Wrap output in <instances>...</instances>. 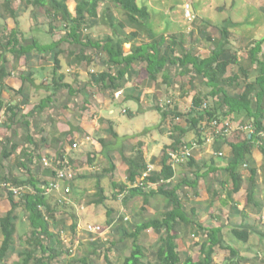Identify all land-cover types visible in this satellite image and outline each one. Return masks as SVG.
<instances>
[{"label": "crops", "instance_id": "crops-1", "mask_svg": "<svg viewBox=\"0 0 264 264\" xmlns=\"http://www.w3.org/2000/svg\"><path fill=\"white\" fill-rule=\"evenodd\" d=\"M185 3L191 5L195 15V20L190 23L182 20ZM143 6H147L150 12L151 37L141 34L124 46L125 53L129 54L134 45L151 44L153 38H164L166 46L171 41L176 42L173 55L178 59L187 54L206 59L224 43L220 59L229 62L224 83L217 87L208 85V79L198 76L192 66L182 68L178 64L167 68L159 79L152 80L147 64L136 62L124 77L116 81L115 84L121 88L109 89L107 84L98 83L96 75L106 71L107 67L100 68L95 62L88 64L83 59L87 53L71 51L66 58H61L62 53L57 74L54 61L39 68L37 63L49 55L46 53L31 55L35 60L31 74L36 75V69L37 75L47 71L52 74L51 80L40 83L32 76L34 85L26 89L25 97L14 101L11 97L5 101V93L10 97L8 88L19 90L23 86L21 77H14L17 71L21 70L23 75L27 69L28 61L21 60L12 77L7 79L8 91L2 95L5 107L0 120V219L11 209L9 191L4 183L14 185V181H25L31 177V171L35 180L43 182V185L50 184L57 178L52 173L63 170L67 179L61 182L62 191L47 194L52 208L56 209V218L61 221L58 228L64 245L74 240L75 246L79 244L89 254L101 243L103 250L106 241L110 240L112 246L116 242L122 243L121 238L127 235L131 224L142 222L152 213L161 217L169 209V201L162 196H154L145 204L143 197H131L128 191L115 199L117 189L122 185L136 187L151 166L155 167L152 175H159L165 152L175 142L173 135L182 137V144L198 140L190 128V121H187L189 116H186L193 108L195 97H201L214 106L218 115H225L230 111L223 102L225 93L230 97L246 95L251 103L239 106V112L228 116L233 122L244 125L254 122L250 115L260 105L264 108V98L262 101L258 97L263 90L258 81L264 77V43L258 47V43L264 40V0H177L174 5L163 2L157 6L150 3ZM224 35L228 37L225 41ZM166 46L162 51L170 53ZM95 59L101 63V58ZM24 64L26 66L23 67ZM88 65H93V73L91 69V73L87 70ZM186 69L189 73L184 74ZM111 71L115 76L118 68ZM165 76H169L168 79ZM59 77H63L62 81ZM57 83L69 88L53 92ZM219 90L223 92L218 96L211 95ZM48 98L51 99L46 102V107L36 110ZM168 99L174 101L171 110L177 109L186 116L180 124L175 123L173 115L164 117V111L158 109V102ZM13 105L18 106L14 111L17 118L8 111V107ZM177 126L187 129L186 134L175 132ZM248 136L252 139L251 134ZM220 146L221 143L216 141L200 143L199 140V147L192 158L194 162L174 166L175 177L168 182L170 186L167 188L178 187L187 216L204 228L222 227L227 243L243 254L247 249L264 251V156L261 147L256 140L252 143V153L240 168L241 190L232 193L233 183L226 171L233 157L232 148L224 146L222 152L225 156L220 158L217 156ZM45 159L48 165H45ZM57 160L66 165L58 164ZM132 170L138 172L134 184L129 179ZM251 170L256 172L255 186ZM28 187L33 190L32 186ZM66 188L70 189L69 195L64 192ZM99 188L104 190L103 202L99 201L102 197ZM156 188L157 184L152 183L146 191ZM251 188L253 195L249 202ZM16 201L20 202V198ZM160 206L161 213L157 214L155 209ZM16 213L19 215L18 232L21 227L28 228L29 232L30 222L23 208H18ZM128 214L135 223L129 222ZM121 215L126 216L124 221ZM74 222L77 223L75 231ZM88 224L102 226L103 232L88 233ZM243 224L255 232L249 244L239 242L243 246L240 250L234 245L236 241L231 233L233 228ZM58 228L55 225L53 229L56 231ZM150 232L153 231L146 234ZM89 235H95V238ZM2 239L0 232V245ZM123 243L130 244V241ZM24 247L25 242L20 248ZM103 256L99 255V258Z\"/></svg>", "mask_w": 264, "mask_h": 264}, {"label": "trees", "instance_id": "trees-1", "mask_svg": "<svg viewBox=\"0 0 264 264\" xmlns=\"http://www.w3.org/2000/svg\"><path fill=\"white\" fill-rule=\"evenodd\" d=\"M106 0H76L75 14H73L68 6V0H27V5L36 6L45 10L47 16L55 21L60 22L61 27L67 29L65 37L59 41L51 44H43L36 39L27 41L20 38L19 29H13L9 35L5 37L1 34L0 38V120L1 113L5 107V103L2 99L4 91L7 90V79L12 77L16 70V66H19L21 60L31 58V55L46 54L56 51L54 57V63L56 65V74L61 67L60 55L57 49L62 43H68L70 45L79 46L84 52L88 49H94L97 51V56L101 58V65L103 68L107 67V70L97 75V81L99 84L105 85L106 88H121V85L115 84L117 80L121 79L127 74L128 69L132 64L136 62H144L147 64V71L152 80H157L167 70V68L175 65L186 68L192 66V70L197 73L198 76L208 79V85L217 87L224 81V76L229 66V62L221 61V56L224 53L225 44L222 43L219 48L212 54L211 57L206 59H199L192 55H184V57L177 58L173 54L175 53V41H171L166 46L167 41L163 39H152L151 44L134 45L129 54L125 53L124 46L138 39L141 34L145 33L151 37V31L149 29L150 12L147 6H139L137 0H108L109 3L105 6L103 15L100 14V4ZM12 0H6L5 9L8 14L15 20H17V12L11 8ZM115 11H118L122 18L119 19L115 15ZM99 19L102 24L111 30V35L104 40L97 42L92 41L89 36L84 35V26L90 20ZM18 25V23H17ZM134 30V31H133ZM228 37L223 36L224 41ZM264 43V40L258 43V47ZM166 46V50L162 49ZM259 49V48H258ZM8 54L15 58V63L9 64ZM83 59L90 64L96 59H93L92 55L86 54ZM96 63V62H95ZM10 65V66H9ZM26 66L25 64L23 67ZM15 68V69H14ZM26 68V67H25ZM118 68L117 75H113L111 69ZM26 72V71H24ZM189 73L186 69L184 74ZM21 75L23 86L17 90L13 96L18 98L25 97V91L28 87L34 85V79L32 74ZM168 79L169 76H165ZM59 81H62L63 77H59ZM56 82V80H54ZM108 82L110 85L108 86ZM224 83V82H223ZM258 84L263 87L258 97L263 101L264 98V77L259 79ZM69 88L68 85L56 84L53 92L62 88ZM222 90L211 95L218 96L222 93ZM51 98L45 99L41 102L36 110L40 111L46 107V102ZM225 105L230 107L229 114L218 115V110L214 106H209L204 110L203 105L205 100L201 97H195L193 99V108L186 116H189L187 121H190L191 130L195 132L196 137L202 141V122L205 117L208 116L211 119L218 120H230L228 118L234 112H239V106H248L247 103H251L250 99L246 95L242 97H230L225 93L224 101ZM237 105V108H236ZM8 107V106H7ZM160 111V107H158ZM249 113L252 110L246 108ZM8 111L14 114V118H17L15 106L8 107ZM163 112V111H162ZM174 117H180L186 119L185 115L178 112L177 109L164 111V117L168 115ZM254 118V126L256 132H264V108L260 105L256 111L250 115ZM185 122V121H184ZM180 131L181 134H186L187 129L179 126L176 127L175 132ZM175 142L170 149H176L181 145L182 137H176ZM256 140H261L256 134L252 135V139L248 134L243 132H234L228 137L217 138L216 143H221L218 151L222 152L224 146L232 148L233 157L229 163L226 171L230 175L231 182L233 183L232 193H237L241 190L243 181L240 173V168L247 162L249 156L252 153V143ZM261 151L264 156V140L261 146ZM61 159V158H59ZM190 162H194L191 159ZM62 167H60L61 169ZM138 168V167H136ZM145 169V168H144ZM143 169V170H144ZM138 170V169H137ZM132 170L129 179L134 184L136 183V177L138 172ZM255 171L251 170L252 183L255 186ZM27 180L19 182L14 181L13 184L17 187L32 186L33 190L23 198H20V202L16 201V197L9 192L8 199L11 204V209L5 213L0 219V232L2 235V243L0 247V263L8 264V260L16 252V236L18 234L17 220L18 214L16 210L23 208L26 219L30 222V231L26 233L25 247L18 252V264H75L69 261L70 252L65 248L64 242L60 235L61 230L58 228L61 221L56 218V209L52 208L49 197L47 194V187L49 184L43 185V182L34 179V175L29 171ZM55 177L58 176V172L52 173ZM175 177V167L170 160L167 152L162 163V171L159 175H151L145 180L141 181L136 187H128L122 185L117 189L115 199L119 195L124 194L125 191L130 193L131 197H143L144 203L148 204L151 197L162 196L169 201V209L163 213L161 217L142 221L140 223L131 224L127 229V235L121 238V242L132 241L130 255L125 257L123 264H145L146 253L143 246L139 243L140 239L146 236L147 231L152 230L158 237L159 243L157 246V261L156 264H216L215 256L217 250L230 252V258L223 264H243L252 261V259L241 256L240 251L233 245L227 243L222 227L204 228L201 224L195 222L192 217L187 216L184 212V205L178 194V187L168 189L170 186L168 182H171ZM155 183L157 188L147 192L149 185ZM253 188L250 189L248 194L249 202L252 201ZM101 194L100 202L105 200L104 190L99 188ZM143 211V210H141ZM195 213V212H194ZM124 221V220H122ZM109 224V222H108ZM58 230L54 231V227ZM77 223L74 222L73 231H75ZM254 229L247 225L241 227H235L232 229V237L245 245L251 241V235L254 233ZM192 234L194 237L201 238V254L198 260L194 259L190 253L192 246H189L186 252H180L179 240L185 237V235ZM19 235L20 239H23ZM103 244H98L95 249L90 251L87 256L82 257L79 260L80 264H93L91 261L92 256L99 258V255L104 254L107 264H112L104 248ZM67 252V253H66ZM264 256V251L261 253ZM63 257H66L67 263L63 261Z\"/></svg>", "mask_w": 264, "mask_h": 264}, {"label": "rangeland", "instance_id": "rangeland-1", "mask_svg": "<svg viewBox=\"0 0 264 264\" xmlns=\"http://www.w3.org/2000/svg\"><path fill=\"white\" fill-rule=\"evenodd\" d=\"M138 2H139L140 6H143L144 3H150V4H153L154 6H157V4L163 3V2L167 3V5H170V4L174 5L177 3V0H138ZM108 3H109V1L106 0L100 4V14L101 15H103V13L105 11L104 10L105 6H107ZM184 5H186V3ZM5 6H6V0H0V38H1V34L5 37V35H9V33L13 29H16V28L19 29L20 38L25 39V40L30 41V42L32 41V39H36L43 44H51V43H53L55 41H59L65 37L67 29L65 30L64 27H61L60 22H55V21L51 20L47 16L44 9L36 7V6H31L30 4L28 6L27 0H12L11 8L17 12V20L13 19L8 14V12L5 9ZM68 6H69L70 11L73 14H75L76 0H68ZM173 9L175 10V8H173ZM115 15L119 19L122 18V15L118 11H115ZM182 15H183V18H182L183 22L190 23V21L186 19L184 9H183ZM158 19H160V17ZM162 21H163V19H162ZM17 23H18V25H17ZM102 23L99 19L88 21V23L84 26V35L89 36V38L94 42L106 39L112 33H111V30ZM71 51H73V52L82 51L83 53H87V54L89 53V55L93 56V59H95L97 56V51H95L94 49H88L87 52L86 51L84 52V50H82L79 46H77V45L73 46V45L67 44L66 42L62 43L60 45V47L57 49L58 53L59 52L64 53L63 55H61V58H63V57L66 58L68 56V53ZM55 55H56V51L49 53V55L44 57L40 62L37 63L39 68H41V66L43 64L47 65V63H49L48 65H50L51 62L54 61L53 58L55 57ZM48 58L50 59V61ZM8 60H9L10 65L13 62L15 63V58L10 54H8ZM34 61H35L34 58H30L28 60L29 66L27 65V69H26V72H24L25 73L24 75L31 74V70H33L32 64L34 63ZM93 62H96V61H93ZM22 63H24V62L22 61ZM95 64H97L100 68H102V65L100 62L99 63L96 62ZM47 67H45V68H47ZM92 67H93V65L87 66V70L89 71V73L92 72ZM96 68H97V66H96ZM90 69H91V72H90ZM37 73H38V69H36V75L33 74V77L34 78L36 77L35 78L36 81L39 80L40 83L43 81H50L52 78V74L47 73V71H45V72L42 71L40 75H37ZM21 75H22V71L20 70L19 72L17 71V73L14 74V77L19 78V77H21ZM16 82H17V84L19 83V81H16ZM8 90H6V91L9 92L10 97L8 98L6 93H5V97L3 96L4 97L3 99L5 101L9 100L12 97V95L15 94V92L17 91V89L15 90V89H9V88H8ZM17 99H19V98L14 95L12 98V101L17 100ZM168 100H170V99H168ZM171 101H173V100H171ZM165 102H166V100L159 101L158 107H160V103H165ZM173 103H174V101H173ZM205 103H207V102H205ZM207 104H208V106H210L209 103H207ZM15 106H17V105H15ZM17 108H18V106H17ZM118 206L121 207L120 204H118ZM155 210L157 211V214H159V213H161L162 207L160 206V207L156 208ZM125 215H127V214H125ZM128 216L130 217L129 222L135 223L133 218L129 214H128ZM158 216H160V215H158ZM124 217H126V216L121 215V220H124ZM152 217H155V215L153 213L149 214V216L147 215V217H144L143 221L150 220ZM136 223H138V222H136ZM104 226H106V225H104ZM27 229L28 228L22 229V227H21V230H20V232H18V234L20 236L23 235L24 232H28ZM19 235L16 236V245H15L16 252L8 260V264H18V262H17L18 261V252L21 249L20 247L23 246V244L26 240V235L22 236L23 239H20ZM89 236H91L92 239L95 238V235L94 236L89 235ZM89 239H91V238L89 237ZM200 242H201V238H199V237H194L192 234L185 235V237L182 238V240H179L180 252L181 253L186 252V250H188L187 248L189 246H192L190 253L193 255L194 259L198 260L200 257V254H201ZM67 243L68 244L65 243V245H66L67 252H68V250L70 252L69 261H72V263H75V264H80L79 260L82 257L87 256L88 252H84L83 247L80 246L79 244L75 246L74 240H73V242L67 241ZM139 243L145 249V253H146L145 264H156V261H157L156 252H157V246L159 243V237L155 233L150 232V233L146 234V236L141 238ZM69 244L71 246H69ZM131 244H132V241H130V244H127V243L124 244L123 242L122 243L116 242V244H114V246H112L110 240L106 241V245H105L106 252H105V254L106 253L108 254L109 258L111 259L112 264H123L125 257L130 255ZM234 245L236 247H238L240 250L243 247V246H241V244L238 241H236V243H234ZM126 247H127V249L123 250ZM261 253H263V251H259L256 249H253V250L247 249V252L244 251V254L242 252H240L241 256L252 259V261L247 262V263H243V264H264V256ZM229 258H230V252L229 251H223L221 249H218L217 254L215 256V263L216 264H223ZM65 260H66V257H63V261H65ZM91 261L93 262V264H107L104 256L101 258H97L95 256H92ZM58 262H59V264H61L60 261H58ZM65 262L67 263V261H65Z\"/></svg>", "mask_w": 264, "mask_h": 264}, {"label": "built area", "instance_id": "built-area-1", "mask_svg": "<svg viewBox=\"0 0 264 264\" xmlns=\"http://www.w3.org/2000/svg\"><path fill=\"white\" fill-rule=\"evenodd\" d=\"M186 19L190 22L195 20V15L190 4H186L184 7ZM94 71H92L93 73ZM208 104L205 103L203 105L204 110L208 109ZM174 108V103L171 100H166L165 103H160V109L162 111H169V109ZM175 123L180 124L182 122V118L174 117ZM202 141L205 143H214L217 138L220 137H228L232 135L234 132H243L245 134H256L261 138L257 143L261 147L263 145L264 140V132H256V127L254 124H238L230 120H218V119H211L210 117L206 116L205 120L202 122ZM198 139V138H197ZM199 147V139L192 142V143H184L179 145L176 149H169L167 154L170 160L173 162L174 166L189 162L194 157V151ZM217 156L223 158L225 154L223 152L217 153ZM45 165L49 163L47 160H44ZM58 164L66 165V163L57 160ZM155 171V167H149L147 172L144 173V180L150 177L153 172ZM67 179V175L65 171L61 170L58 172L57 178L49 184L46 191L47 193H51L54 191H62L61 182ZM4 187L11 192L16 198H23L25 194L31 192V188L29 187H17L12 185L9 182L4 183ZM65 194H70V189H65ZM64 201H61L63 203ZM86 231L90 234H101L103 232L102 226L98 225H87Z\"/></svg>", "mask_w": 264, "mask_h": 264}]
</instances>
